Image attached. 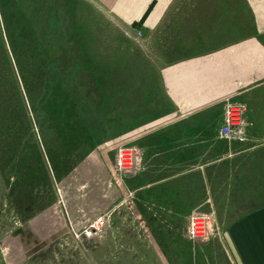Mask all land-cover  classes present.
<instances>
[{"label":"rangeland","instance_id":"1","mask_svg":"<svg viewBox=\"0 0 264 264\" xmlns=\"http://www.w3.org/2000/svg\"><path fill=\"white\" fill-rule=\"evenodd\" d=\"M147 37L94 0H0V264H230L228 211L193 240L200 210L167 222L150 201L163 187L117 165L120 146L144 153L142 137L121 136L138 122L118 118L158 94L152 48L163 43Z\"/></svg>","mask_w":264,"mask_h":264},{"label":"crops","instance_id":"2","mask_svg":"<svg viewBox=\"0 0 264 264\" xmlns=\"http://www.w3.org/2000/svg\"><path fill=\"white\" fill-rule=\"evenodd\" d=\"M94 1L149 44L163 43L152 48L157 98L118 118L138 122L121 136L142 137L147 159L140 150L137 167L148 170L149 191L163 187L154 210L167 222L228 211L220 249L230 264H264V0ZM227 98L247 105L243 145L220 141ZM213 109L215 129H206ZM157 132L161 145L147 139Z\"/></svg>","mask_w":264,"mask_h":264},{"label":"built area","instance_id":"3","mask_svg":"<svg viewBox=\"0 0 264 264\" xmlns=\"http://www.w3.org/2000/svg\"><path fill=\"white\" fill-rule=\"evenodd\" d=\"M223 125L220 137L226 140L241 141L245 139V117L247 106L229 98L224 103ZM139 151L132 146H120L117 150V165L122 170H132L138 162ZM212 214L195 211L188 220V235L193 240H204L210 235Z\"/></svg>","mask_w":264,"mask_h":264}]
</instances>
